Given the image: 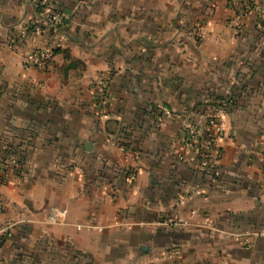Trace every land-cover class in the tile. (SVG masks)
Returning a JSON list of instances; mask_svg holds the SVG:
<instances>
[{"label":"crops","instance_id":"1","mask_svg":"<svg viewBox=\"0 0 264 264\" xmlns=\"http://www.w3.org/2000/svg\"><path fill=\"white\" fill-rule=\"evenodd\" d=\"M42 1L0 0V146L22 160L0 264H264V20L231 0H55L59 32L35 33ZM215 112L216 176L177 158Z\"/></svg>","mask_w":264,"mask_h":264},{"label":"built area","instance_id":"2","mask_svg":"<svg viewBox=\"0 0 264 264\" xmlns=\"http://www.w3.org/2000/svg\"><path fill=\"white\" fill-rule=\"evenodd\" d=\"M231 4L239 16L240 20L251 16L252 14L257 15L261 18L264 15V0H231ZM42 11L32 26V31L35 33H41L43 29H49L53 33H58L60 25L63 23V16L57 10L56 1L48 3L46 1L41 2ZM241 23L237 26L240 28ZM12 47L17 46V42L12 41L10 43ZM53 56L52 48H45L42 50L35 51L29 54L23 59L24 67H39L45 69L48 67L51 58ZM109 99V96H108ZM104 98V100H108ZM217 115L214 114L209 119V131L207 140L203 142L200 140L201 133L199 130H186L182 133L181 145L182 147L190 150H195V153L187 157L184 153L178 154L177 158L179 161L186 162H198L200 167L211 175H218L217 163L221 156V150L218 146L219 132L222 130L221 124L218 125ZM6 144L0 146V184L11 172L20 167V161L12 149ZM135 170H130L128 178L133 181L135 180ZM197 193H200L199 191ZM66 217L65 209L51 208L47 214V220L50 224H56L63 222ZM174 225H188V221L172 220ZM15 226V222H7L0 226V243L3 240L8 239L12 234V229ZM92 228L91 225L77 224L76 229H88Z\"/></svg>","mask_w":264,"mask_h":264},{"label":"trees","instance_id":"3","mask_svg":"<svg viewBox=\"0 0 264 264\" xmlns=\"http://www.w3.org/2000/svg\"><path fill=\"white\" fill-rule=\"evenodd\" d=\"M207 138H208V135H203L202 133H201V135H200V140L203 142L204 140H207ZM10 150L12 149V148H9ZM12 151L15 153V154H17V156H18V158H19V161H20V164L22 163V160H21V157H20V155L15 151V150H13L12 149ZM199 164V163H198ZM5 240H3L1 243H0V246L3 244V242H4Z\"/></svg>","mask_w":264,"mask_h":264},{"label":"rangeland","instance_id":"4","mask_svg":"<svg viewBox=\"0 0 264 264\" xmlns=\"http://www.w3.org/2000/svg\"><path fill=\"white\" fill-rule=\"evenodd\" d=\"M259 19H263V20H264V15H263L261 18H259ZM203 93H204V94H210V93H209L208 91H206V90H204ZM215 114L218 116V117H217V120H218V122H219L218 125L221 124V126H222V122H221V118H220V116H219V112H215ZM212 116H213V115H212ZM190 126H191V125H190ZM187 127H188V126H187ZM187 127H186V128H187ZM188 129H189V128H188ZM197 130H198V129H197ZM220 132H221V131H220ZM220 132H219L218 134H220ZM181 137H182V135H181ZM14 171H16V170H14ZM9 222H12V221H9ZM6 223H7V222H6Z\"/></svg>","mask_w":264,"mask_h":264},{"label":"water","instance_id":"5","mask_svg":"<svg viewBox=\"0 0 264 264\" xmlns=\"http://www.w3.org/2000/svg\"><path fill=\"white\" fill-rule=\"evenodd\" d=\"M89 144L92 145L91 143H88V145H89ZM87 147H88V146H87ZM87 149H89V148H87Z\"/></svg>","mask_w":264,"mask_h":264}]
</instances>
